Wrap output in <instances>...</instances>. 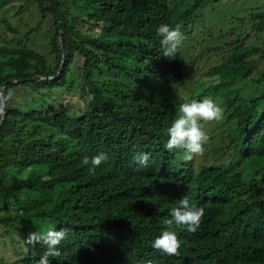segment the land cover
Returning <instances> with one entry per match:
<instances>
[{"label": "trees", "instance_id": "16d2710c", "mask_svg": "<svg viewBox=\"0 0 264 264\" xmlns=\"http://www.w3.org/2000/svg\"><path fill=\"white\" fill-rule=\"evenodd\" d=\"M20 1L0 0V26L17 35L0 41V229L22 245L0 264H36L44 246L26 238L47 223L68 229L50 264H264V9L252 8L230 43L201 50L222 59L195 90L196 53L182 50L195 46L164 57L157 29H187L222 0ZM28 5L40 20L22 33L7 13ZM43 30L48 56L28 45ZM179 90L197 100L220 93L229 111L227 129L191 161L165 148ZM138 152L150 154L147 167ZM100 153L108 160L92 173L83 159ZM248 186L261 191L247 198ZM185 194L205 215L195 233L170 229L181 247L168 256L152 242Z\"/></svg>", "mask_w": 264, "mask_h": 264}, {"label": "clouds", "instance_id": "9594fccd", "mask_svg": "<svg viewBox=\"0 0 264 264\" xmlns=\"http://www.w3.org/2000/svg\"><path fill=\"white\" fill-rule=\"evenodd\" d=\"M157 35L160 37V45L163 49V56L167 58L175 57L180 48L184 35L177 25L175 28L169 24L162 23L157 29ZM9 96L11 93L8 94ZM8 96L0 89V115L4 114ZM223 118V110L218 103L211 97H204L202 100H191L180 104L178 117L167 129L168 142L165 148L172 152L173 150H183V159L191 161L194 157L202 156L205 152V145L208 142V136L204 131V125L209 122L219 121ZM215 131V129H212ZM150 159L149 153L138 152L134 161L140 167H147ZM108 160L104 153L91 157H84L83 163L90 164L89 171L94 173L95 169ZM205 215L203 207H197L191 202L189 195L185 194L176 201V204L170 209L168 216L163 224L166 230L154 239L152 247L168 256L179 255L181 243L174 231L170 230L176 227H185L188 232L195 233L200 227L202 218ZM68 229L48 230L46 233L39 231L29 232L26 243L35 247L36 244H42L44 251L36 264H50V257H59V245L65 239Z\"/></svg>", "mask_w": 264, "mask_h": 264}, {"label": "rangeland", "instance_id": "374dc122", "mask_svg": "<svg viewBox=\"0 0 264 264\" xmlns=\"http://www.w3.org/2000/svg\"><path fill=\"white\" fill-rule=\"evenodd\" d=\"M24 0H21L17 3V5H24ZM252 8H258V9H264V0H222L217 7L209 8L204 12V17L197 18V23H190L189 22V29L182 27L181 31L183 32L184 39L183 42H189L190 45H194L195 47L188 49V45L186 47L182 46V50L184 52V56L188 57V55H194V58L196 57V69H195V85L193 86V89L196 90L197 83L198 85L203 84V81L205 79L206 71H208L210 68L217 66L221 62V57L219 55L209 54L207 55H201V50H203L208 45L215 46V45H222L223 42H231V40H234L235 37H229V32L236 31L237 34L240 33L241 28L250 27V23L248 21L249 14L252 12ZM206 9V8H205ZM213 9V11L211 10ZM211 10V11H210ZM17 9L13 8L7 13V16L10 18L11 23L13 24V27L18 29L20 32L25 33L28 32L31 28H35L38 21L40 20V16L38 14V11L35 6H26L25 10L21 12V14H16ZM242 19V20H241ZM50 24V23H49ZM49 24H46L44 26V29H48ZM209 32H213V38H208L205 43H202V40L204 39V36L208 34ZM191 33V35H190ZM223 35V36H222ZM20 36V35H18ZM48 32L44 30L42 33L34 32L31 34V42L28 44L32 49L37 50L41 54H45L48 56ZM17 37L16 33L13 31L7 29L5 26H0V41L3 39L10 40L12 38ZM207 38V37H206ZM261 41L264 43V35L261 36ZM202 43L198 45V43ZM259 41L256 39H251L247 45L249 44H256ZM195 50V51H194ZM261 54V53H260ZM258 54V55H260ZM258 58V57H257ZM258 66L260 69H264V61L261 59L258 62ZM192 90V89H191ZM195 93V91H194ZM193 95L192 92H184L183 90H179L178 93H176V96L181 98V101L184 102H190L191 100L195 99L196 97L191 96ZM241 97H248L249 91L247 88H243V90L240 93ZM211 98H213L218 105L223 110V118L219 121L209 122L204 125V131L206 132L209 140H212L216 137V134H220L228 127L227 118L229 116V111L227 112V104L225 100L222 98L220 93H215V95H212ZM72 105L78 106L82 108L83 102L78 98H73L71 100ZM236 120H232V123H234ZM212 129H215V131H212ZM220 136V135H219ZM217 136L214 139L215 140L219 137ZM211 143V144H214ZM37 173H41L45 175V169H40L39 171H36ZM245 179L248 183L250 180V177L245 176ZM261 191L260 189H257L255 192V189H249L248 188L244 191V195L247 196V198H251L256 193ZM54 226L51 224L46 225L45 230H53ZM16 244L22 245V243H18V237L11 236L10 234L5 233V230L3 228L0 229V248H1V255L5 256V260L8 259L10 261H14L19 257V252L16 249ZM2 262V260L0 261ZM9 262V261H7Z\"/></svg>", "mask_w": 264, "mask_h": 264}]
</instances>
